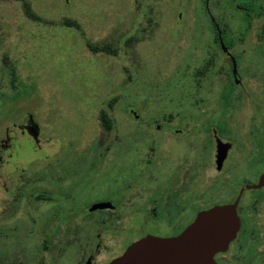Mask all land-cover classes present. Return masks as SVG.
<instances>
[{
	"label": "rangeland",
	"instance_id": "rangeland-1",
	"mask_svg": "<svg viewBox=\"0 0 264 264\" xmlns=\"http://www.w3.org/2000/svg\"><path fill=\"white\" fill-rule=\"evenodd\" d=\"M254 33L264 40V0H0V264L53 263L42 244L52 241V220L38 216L65 204L49 208L37 195L49 193L52 177L71 188L80 214L81 202L113 187L107 162L132 174L139 156L169 149L185 181L195 154L206 176L211 120L224 113L213 103L211 72L224 77L221 50H253ZM255 61L243 74L253 84ZM27 118L34 137L23 128ZM97 213L54 225H91ZM140 218L113 224L119 243L148 231ZM121 223L137 229L129 234ZM65 252L57 263L74 264Z\"/></svg>",
	"mask_w": 264,
	"mask_h": 264
},
{
	"label": "flooded vegetation",
	"instance_id": "flooded-vegetation-1",
	"mask_svg": "<svg viewBox=\"0 0 264 264\" xmlns=\"http://www.w3.org/2000/svg\"><path fill=\"white\" fill-rule=\"evenodd\" d=\"M250 20L247 19V26L251 25ZM256 36L255 33L247 36L255 47L251 51L234 56L235 53L229 49L231 44L221 50L228 62L224 77L218 79L212 67L213 103L216 107L220 103L224 113H214L211 120L208 150L205 154L206 176L202 177L201 157L195 154L194 173L190 180L185 181L183 168L176 165L173 155L176 152L172 151L168 155L169 149L165 148L166 153L153 152L155 157L144 156L141 160L143 156H139L133 163L135 168L132 174L118 171L115 162H107L114 168V172L109 169L114 177L113 187L102 199L88 205L81 202L80 209L83 211L80 214L77 213L78 208L73 210L75 201L71 188L63 187V180L50 178L49 193H39L38 198L48 197L49 208L58 200L65 204L60 212L48 209V212L42 211L38 216L40 219L48 214L52 220V241H42L44 248L49 251L48 257L52 256V264H59L57 262L64 249V261L68 259L74 261V264H107L142 236L150 234L170 237L180 233L198 211L209 207H226L233 219V234L223 249L212 253L213 264H264V40H257ZM254 61L259 64L255 84L244 77L247 64ZM26 122L23 128L34 137L36 124L30 118ZM154 125L155 128L159 126ZM97 165L94 163L91 166ZM117 172L118 176L113 175ZM138 196L144 197V200L135 206L129 205L127 213L121 210L127 208L120 205L122 202L129 203ZM96 202L109 204L107 207L90 210V206ZM90 212H98V217H93L95 220L91 225L84 221V225H65L60 231L54 225L60 218V222L66 221L67 224L71 215H82L87 220ZM106 215L112 217L113 222L106 221ZM121 215L129 219L133 216L141 217L148 231L122 245V242L116 240L113 226ZM125 223L121 224L129 228V234L137 229V225L126 226ZM111 227L114 228L112 231L109 230Z\"/></svg>",
	"mask_w": 264,
	"mask_h": 264
},
{
	"label": "water",
	"instance_id": "water-1",
	"mask_svg": "<svg viewBox=\"0 0 264 264\" xmlns=\"http://www.w3.org/2000/svg\"><path fill=\"white\" fill-rule=\"evenodd\" d=\"M108 204L96 202L89 209ZM232 220L226 207L202 209L180 233L142 236L107 264H213L212 253L223 249L233 234Z\"/></svg>",
	"mask_w": 264,
	"mask_h": 264
},
{
	"label": "trees",
	"instance_id": "trees-1",
	"mask_svg": "<svg viewBox=\"0 0 264 264\" xmlns=\"http://www.w3.org/2000/svg\"><path fill=\"white\" fill-rule=\"evenodd\" d=\"M102 121H103V123L106 125V126H108L109 125V121H108V119H106V118H102Z\"/></svg>",
	"mask_w": 264,
	"mask_h": 264
}]
</instances>
